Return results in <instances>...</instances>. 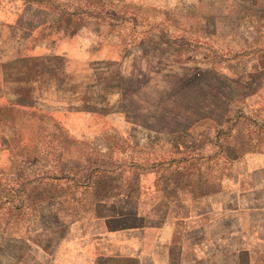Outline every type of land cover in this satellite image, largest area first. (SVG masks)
<instances>
[{
  "label": "rangeland",
  "instance_id": "1",
  "mask_svg": "<svg viewBox=\"0 0 264 264\" xmlns=\"http://www.w3.org/2000/svg\"><path fill=\"white\" fill-rule=\"evenodd\" d=\"M0 106V264H264V0H0Z\"/></svg>",
  "mask_w": 264,
  "mask_h": 264
},
{
  "label": "trees",
  "instance_id": "2",
  "mask_svg": "<svg viewBox=\"0 0 264 264\" xmlns=\"http://www.w3.org/2000/svg\"><path fill=\"white\" fill-rule=\"evenodd\" d=\"M34 0H25L26 3H30V2H33ZM74 12L72 13H68V14H65L64 12H61L60 16L57 18L59 21H61L62 23H64L63 25H70V24H75L77 20H80L81 18L75 16L73 14ZM64 15H67V16H64ZM57 21V22H59ZM54 24H57L56 22ZM45 69V68H44ZM195 77V75H193ZM26 79V86L28 87V89L31 87V85L28 83V80L27 78ZM119 87H120V90L123 88V84L121 81H119ZM124 90V88H123ZM27 93V92H26ZM8 110H12L11 106H0V113L3 112V111H8ZM16 110V108H15ZM247 260V258H246ZM246 264H248L246 262Z\"/></svg>",
  "mask_w": 264,
  "mask_h": 264
}]
</instances>
